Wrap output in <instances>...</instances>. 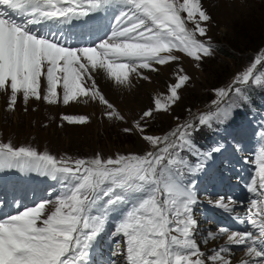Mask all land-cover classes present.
I'll list each match as a JSON object with an SVG mask.
<instances>
[{
  "label": "snow or ice",
  "instance_id": "snow-or-ice-1",
  "mask_svg": "<svg viewBox=\"0 0 264 264\" xmlns=\"http://www.w3.org/2000/svg\"><path fill=\"white\" fill-rule=\"evenodd\" d=\"M109 10L110 22L96 25L103 34L88 42L66 30L77 21L103 20L100 14ZM209 21L203 0H0V92L9 96V111L19 97L25 105L32 99L49 105L96 103L108 121L126 122L97 76L130 90L134 81L150 80L145 71L178 62L174 53L202 63L215 51L207 38ZM258 65L264 68L261 57L230 85L215 89L210 111L164 135L148 134L147 118L170 114L181 99L179 90L191 80L183 68L175 70L167 94L153 97L154 106L122 129L149 146L142 154L57 157L0 142V173L34 174L59 185L54 196L31 206L13 195L15 210L8 213L0 191V264H92L105 244L112 256L124 257V264H233L237 247L244 254L239 264H264V122L253 158H242L252 168L245 180L247 206L197 187V177L218 158L226 171H238L226 154L241 153L240 141L221 136L208 150L195 141L204 128L226 133L237 112L250 105L249 90H264V70L254 71ZM62 119L88 123L84 115ZM210 211L248 227L202 232L197 216ZM221 239L223 244L203 250L202 245Z\"/></svg>",
  "mask_w": 264,
  "mask_h": 264
},
{
  "label": "rangeland",
  "instance_id": "rangeland-1",
  "mask_svg": "<svg viewBox=\"0 0 264 264\" xmlns=\"http://www.w3.org/2000/svg\"><path fill=\"white\" fill-rule=\"evenodd\" d=\"M203 7L211 15V21L206 24V28L207 38L215 46L212 57L198 64L182 53H174L180 56L178 62L156 66L158 72L145 71L144 74L148 75L150 80H140L141 82L137 80L138 88L134 92L123 88L108 91L100 84L102 82L100 79L98 83L101 90L117 109L119 107L118 110L124 115L126 122L108 121L103 115L105 109L96 103H82L84 107L74 109L76 114H73L67 111L68 105L62 103H58L61 106L49 105L43 100L32 99L25 105L22 97H19L15 109L9 111V96L0 92V142H11L15 147L31 146L40 152H48L57 157L91 158L99 153L103 158H108L116 154H142L149 146L138 134H126L122 129L130 127L145 110L154 106L150 96L167 94V86L176 82L174 72L178 68H183L184 74L189 75L191 80L187 86L179 90L181 99L172 107L170 114L155 112L154 119L147 118L148 134L164 135L175 129L178 124L195 120L199 114L210 111L211 102L216 99L215 89L230 85L238 74L255 63L257 57H261L264 63V0H203ZM189 27L193 25L190 23ZM223 53L229 54L230 57ZM261 70L264 68L258 65L254 71L259 74ZM152 88L154 90L151 91ZM133 95H136L137 100L130 101L131 98L128 97ZM250 96L253 97L252 94ZM56 106L58 111H51ZM249 108L246 112L243 110L237 112L234 120L227 125L226 133L216 130L211 144L205 149L208 150L221 136H226L229 140L235 137L240 141L243 151L235 155L229 152L226 155L233 161L238 171H226L222 159L218 158L210 169L197 177V187L201 192L208 190L215 197L217 193L228 196L233 190L238 195V201L245 202V206L248 204L249 193L246 191L243 178L251 176L252 168L243 164L242 158L246 156L252 159L259 147L258 133L261 130V123L264 122V102H260L257 107L250 105ZM81 110L82 112L90 110L89 117L85 113H79ZM64 115H84L88 117V123L69 124L62 119ZM6 173H0V191L6 187H13L21 179L17 174L5 176ZM17 196L25 205L33 204L25 200L24 193ZM238 210L242 215L243 210ZM209 215H215L219 220L217 224L213 218L210 221ZM197 219L202 232L208 229L215 230L218 226H223L220 225L222 221L228 220L226 215L213 211H210L207 217L198 214ZM223 243L224 239H221L207 246L202 245V248L209 252ZM113 262L124 264V257L112 256L107 244L92 256V264ZM233 264L237 263L233 261Z\"/></svg>",
  "mask_w": 264,
  "mask_h": 264
},
{
  "label": "bare ground",
  "instance_id": "bare-ground-1",
  "mask_svg": "<svg viewBox=\"0 0 264 264\" xmlns=\"http://www.w3.org/2000/svg\"><path fill=\"white\" fill-rule=\"evenodd\" d=\"M101 77V78H100ZM97 78H98V82H100V79H102V82H100V84L103 86V88H105L106 90H115V89H120V88H118V87H116V86H114L112 83H110V82H108L107 80H105L102 76H100V75H98L97 76ZM156 80V79H155ZM137 81V80H136ZM136 81H134V86L131 88V90H133L132 92H134V90L136 89V88H138V86H137V84H136ZM140 81V80H139ZM164 81H165V78H164ZM141 82V81H140ZM166 82V81H165ZM156 88V87H155ZM156 89H158V88H156ZM151 91L152 90H154L153 88L152 89H150ZM119 92V91H118ZM130 92V91H129ZM120 94V93H119ZM143 94V93H142ZM110 95V94H109ZM116 95H117V93H116ZM154 96V95H153ZM153 96H150V98L153 100ZM128 98H131V99H129L130 101L132 100H137V98H136V95H133V97H128ZM121 99V98H120ZM122 102V101H121ZM43 103V102H42ZM41 103V104H42ZM123 103V102H122ZM130 102H128V104H129ZM79 104V105H78ZM76 103V102H70V104L68 105V109H67V111H69V113H73V114H76V112H75V110L74 109H79V108H82V107H84V106H82V103ZM90 104V103H89ZM126 104V103H125ZM58 106H61V104H58ZM63 106V105H62ZM46 108V107H45ZM118 109H119V107H118ZM131 110V109H130ZM51 111H53V112H57L58 111V107L56 106L55 107V109L54 110H51ZM52 112V113H53ZM126 112V111H125ZM131 112V111H130ZM132 112H134V111H132ZM45 113V112H44ZM79 113H85V114H87V116L89 117V113H90V110H88L87 112H82V110L81 111H79ZM97 116V115H96ZM47 117H49L48 115H47ZM98 117V116H97ZM90 119V118H89ZM92 119H95V117H92ZM56 126V125H55ZM55 128H57V126L55 127ZM54 128V129H55ZM59 128V127H58ZM47 130V129H46ZM56 130V129H55ZM53 131V130H52ZM60 132H62L61 130H60ZM10 189V191H6L5 193H6V199H8V198H11L13 195H14V191L15 190H12L11 188H9ZM18 192V188H16V193ZM12 193V194H11ZM228 196H232L233 197V193H230V195H228ZM239 211V210H238ZM226 226H228V227H231L233 230H244L245 229V225H240V224H238V223H235L233 220H231L230 218H229V221L226 223ZM244 254H243V252H242V250L239 248V247H237L236 249H235V254L232 256V260L234 261V263L236 262L237 264H239V260L241 259V257L243 256Z\"/></svg>",
  "mask_w": 264,
  "mask_h": 264
},
{
  "label": "trees",
  "instance_id": "trees-1",
  "mask_svg": "<svg viewBox=\"0 0 264 264\" xmlns=\"http://www.w3.org/2000/svg\"><path fill=\"white\" fill-rule=\"evenodd\" d=\"M247 45H248V44H247ZM249 49H250V48H249ZM223 54H224L226 57H230L229 54H226V53H223ZM255 90H258V88L255 89ZM258 93H259V95L263 96V95H264V90H260ZM196 138H197L198 141H201L202 138H205V134H204L203 130L199 131V133L197 134Z\"/></svg>",
  "mask_w": 264,
  "mask_h": 264
}]
</instances>
